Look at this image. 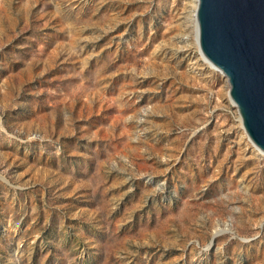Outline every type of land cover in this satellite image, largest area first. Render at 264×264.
<instances>
[{"label": "rangeland", "instance_id": "obj_1", "mask_svg": "<svg viewBox=\"0 0 264 264\" xmlns=\"http://www.w3.org/2000/svg\"><path fill=\"white\" fill-rule=\"evenodd\" d=\"M190 1L0 0V264H264V153Z\"/></svg>", "mask_w": 264, "mask_h": 264}, {"label": "water", "instance_id": "obj_2", "mask_svg": "<svg viewBox=\"0 0 264 264\" xmlns=\"http://www.w3.org/2000/svg\"><path fill=\"white\" fill-rule=\"evenodd\" d=\"M198 46L226 79L249 140L264 152V0H197Z\"/></svg>", "mask_w": 264, "mask_h": 264}, {"label": "bare ground", "instance_id": "obj_3", "mask_svg": "<svg viewBox=\"0 0 264 264\" xmlns=\"http://www.w3.org/2000/svg\"><path fill=\"white\" fill-rule=\"evenodd\" d=\"M191 2V4H192V7H193V9H194V16H193V18H194V28H195V33H194V40H195V44H196V46H197V49L199 48L198 47V36H197V23H196V5H197V0H191L190 1ZM199 50V49H198ZM200 56L202 57V58H205L202 54H200ZM206 59V58H205ZM205 62H207L206 60H205ZM209 62V61H208ZM210 63V62H209ZM211 64V63H210ZM212 65V64H211ZM213 66V65H212ZM229 98H230V96H229ZM241 121V120H240ZM243 136H244V138L246 139V140H249V138H248V136H247V134H246V132H245V130H244V128H243ZM251 142V141H250ZM252 143V142H251ZM253 144V143H252ZM253 146H255L254 144H253ZM256 147V146H255ZM257 148V147H256ZM258 149V148H257ZM259 151H261L260 149H258ZM258 151V152H259ZM262 152V151H261ZM262 153H264V152H262Z\"/></svg>", "mask_w": 264, "mask_h": 264}]
</instances>
